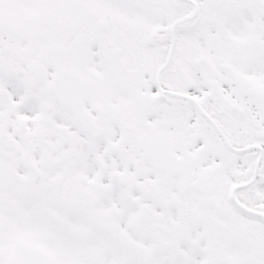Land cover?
I'll list each match as a JSON object with an SVG mask.
<instances>
[{
	"label": "snow or ice",
	"instance_id": "6c2138e0",
	"mask_svg": "<svg viewBox=\"0 0 264 264\" xmlns=\"http://www.w3.org/2000/svg\"><path fill=\"white\" fill-rule=\"evenodd\" d=\"M0 264H264V0H0Z\"/></svg>",
	"mask_w": 264,
	"mask_h": 264
}]
</instances>
